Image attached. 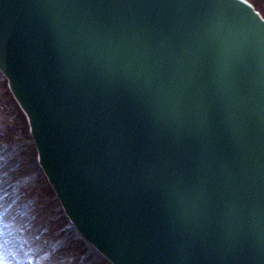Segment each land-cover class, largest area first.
<instances>
[{
	"label": "water",
	"instance_id": "1",
	"mask_svg": "<svg viewBox=\"0 0 264 264\" xmlns=\"http://www.w3.org/2000/svg\"><path fill=\"white\" fill-rule=\"evenodd\" d=\"M0 71L106 261L264 264V20L248 2L0 0Z\"/></svg>",
	"mask_w": 264,
	"mask_h": 264
},
{
	"label": "rangeland",
	"instance_id": "2",
	"mask_svg": "<svg viewBox=\"0 0 264 264\" xmlns=\"http://www.w3.org/2000/svg\"><path fill=\"white\" fill-rule=\"evenodd\" d=\"M250 1L264 13V0ZM6 89L0 75V264H106L66 226Z\"/></svg>",
	"mask_w": 264,
	"mask_h": 264
},
{
	"label": "trees",
	"instance_id": "3",
	"mask_svg": "<svg viewBox=\"0 0 264 264\" xmlns=\"http://www.w3.org/2000/svg\"><path fill=\"white\" fill-rule=\"evenodd\" d=\"M25 134H26V136H27V132H26V130H25Z\"/></svg>",
	"mask_w": 264,
	"mask_h": 264
}]
</instances>
